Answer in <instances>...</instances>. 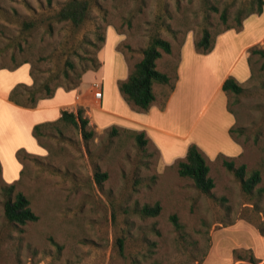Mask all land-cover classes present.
Listing matches in <instances>:
<instances>
[{
	"label": "rangeland",
	"instance_id": "rangeland-1",
	"mask_svg": "<svg viewBox=\"0 0 264 264\" xmlns=\"http://www.w3.org/2000/svg\"><path fill=\"white\" fill-rule=\"evenodd\" d=\"M65 1L0 0V67L13 65L17 42L22 51L16 52L15 60L28 61V67L11 71L9 78L0 74V96L16 79L26 84L30 69L37 83L50 78L53 86L64 82L70 62L81 66L97 58L99 68L87 71L80 81L93 91L94 83L103 84L112 107L121 113L120 104L129 105L114 98L117 81L126 77L127 69L141 58L140 50L157 33L172 45L171 54H163L157 68L169 75L171 84L179 82L163 127L184 139L152 133L158 148L145 134L149 142L141 148L128 133L133 130L117 127L118 133L109 135L106 118L114 117L93 107L89 111L95 126L84 110L95 132L92 140L86 144L79 130L62 125L61 135L52 130L54 138L43 140L49 151L36 156L30 151L41 146L27 130L26 118L22 135L0 140V264H234V253L247 250L256 260L264 257V235L258 231L264 229V89L249 83L250 48H245L264 35V8L260 15L247 17L240 30L218 35L213 49L201 54L194 41L202 28L224 27L219 12L210 8H227L232 14L246 0H89L88 19L79 31L52 18ZM23 21L36 25L20 35ZM101 34L104 42L97 50ZM256 47L264 50V42ZM225 75L246 88L244 95L235 97L219 88ZM154 86L160 108L171 91L169 86ZM3 109L0 104V139L19 121ZM228 127L242 131L230 137ZM190 144L206 156L214 183L208 195L177 174L176 164ZM20 150L34 156L21 162ZM222 156L232 158L236 167L244 164L247 175L259 172L252 195H245L223 167ZM17 165L23 171L14 181ZM96 169L107 175L101 185L94 180ZM2 178L11 179L6 184ZM14 182L15 191L29 199L37 221L14 225L4 218L6 187ZM156 203L160 212L155 217L137 212ZM118 238L123 240L121 253Z\"/></svg>",
	"mask_w": 264,
	"mask_h": 264
},
{
	"label": "trees",
	"instance_id": "trees-1",
	"mask_svg": "<svg viewBox=\"0 0 264 264\" xmlns=\"http://www.w3.org/2000/svg\"><path fill=\"white\" fill-rule=\"evenodd\" d=\"M264 0H246L244 4H241L232 14L227 8L219 10L218 7L212 6L210 9L214 12H219V23L224 27L214 30L209 28H202L200 36L194 41V48L196 52L206 54L210 52L214 47L215 38L221 33L230 30H240L243 25V21L251 15H260L263 10ZM89 0H67L52 16L54 22L65 23L70 26L74 31H79L88 19L90 12ZM231 17V19H230ZM229 19L232 23L229 22ZM36 23L34 21H23L21 23L19 33L25 35L30 32ZM99 41L101 42L97 50H100L103 42L104 35H99ZM11 45V44H9ZM16 51L11 53V60L13 65L11 67L1 66V69L15 70L24 64H28L26 59L17 61L15 60V54L17 51H22L19 42L15 43ZM172 45L169 40L161 37L159 34H153L147 44L140 50L141 58L135 62L130 68L127 77L124 80L118 81L117 88L124 99V101L136 112L146 113L150 107L156 102V95L154 93V85L169 86L170 91L174 89V84H171L169 75L166 72L160 71L157 68V61L163 54H171ZM249 55L247 57V63L249 67V83L261 86L264 89V50L256 46L249 49ZM88 64H82L77 66L73 62L68 64V69L64 70L63 77L64 82H56L53 86H50V78H47L40 84L33 77V72L30 69V76L32 78V84L26 85L18 83L12 87L8 94V101L11 103L24 107L34 108L37 102L41 99L51 98L57 88L61 87L66 91L75 90L79 84L80 79L87 71H96L100 63L97 58H90ZM74 74V77H70V73ZM226 94H232L235 97L244 95L246 88L242 87L233 77L226 78L220 88ZM165 103H163L160 109H163ZM231 112V109H228ZM89 120L84 116V109L77 107L75 111L67 112L62 111L61 117L56 122H47L36 124L32 128V135L46 151H49L48 146L43 140L54 138L52 130L55 135H61L62 125H71L79 130L81 139L87 144L88 141L95 137V132L89 129ZM116 126H111L109 129V135L114 136L118 133ZM129 130H126V132ZM242 128H229L228 133L230 137L236 132H241ZM139 147L147 145L149 140L145 138L143 131H130L128 132ZM23 150L17 152L18 158L28 157ZM223 167L232 173L235 179L238 180L240 188L245 195H252L254 188L260 182V174L257 170L246 174V166L244 164L235 166L232 158L222 156ZM177 174L181 178H186L192 181L193 186L201 193L208 195L211 189L214 187L212 178L209 176V166L206 162V156L195 145L190 144L187 147L186 154L183 159L179 160L176 164ZM23 169L20 172L22 174ZM106 173H101L98 169L94 172V180L96 184L101 185L102 181L106 178ZM0 177H1V165H0ZM18 182V181H16ZM16 182L7 185V197L3 203V215L4 218L14 225H26L29 222H35L38 220V216L33 212L30 207L29 199L20 191H15ZM260 193L261 191L258 190ZM137 212L143 217H155L160 212V206L158 203L153 206L144 205ZM171 221L175 225L176 229H180V225L177 222V217L172 216ZM258 231L261 235H264V229L258 227ZM118 251L121 253L123 250V240L118 238L116 240ZM236 262H245L247 264H258V261L254 258L251 251H244L243 254L234 253Z\"/></svg>",
	"mask_w": 264,
	"mask_h": 264
},
{
	"label": "crops",
	"instance_id": "crops-1",
	"mask_svg": "<svg viewBox=\"0 0 264 264\" xmlns=\"http://www.w3.org/2000/svg\"><path fill=\"white\" fill-rule=\"evenodd\" d=\"M262 42H264V35L262 36V38L259 39V41L257 43H254V45H248L245 48H251V47L256 46ZM247 53L248 52H246L245 55H247ZM248 55H249V53H248ZM248 55H247V57H248ZM205 57L210 58L211 56L207 55ZM24 66L28 67L27 64L22 65L23 68H24ZM176 66L179 68V65H176ZM22 67L20 66L19 68H22ZM177 67H176V69H177ZM19 68L12 70V71H16ZM26 69H30V67L26 68ZM9 71L10 70H7V69H1L0 74L2 72H5L4 77L6 76L5 78H9V76L13 75V74H11L12 72L11 71L9 72ZM128 72L129 71L127 69V75H128ZM127 75H126V77H127ZM226 78H228V75H225L224 77H222L221 81H219V83H218L219 88H221V85ZM124 79H119L118 81H121ZM25 80H26V82H24V81L23 82L29 86L33 82L31 77H26ZM16 81H18V79L10 82L9 87L4 90V94L2 96H0V99L2 101V102H0V104L2 105L3 108L6 109V110L5 109H3V110L6 111V113L9 117H12V118L14 117L15 119H19V121L15 122V127H13V129L10 130L8 136L6 138L0 139V140H7L14 133L22 135L21 131L23 129V126L21 125V123H25L26 118L28 120V123H30V127L27 129L30 132L34 125L41 124V123H47V122H56L61 117L62 111H67V112L75 111V109L77 107H82L84 110H86V112L88 113V116H89L91 122L94 124V126H95V123L91 119L92 113H91V111H89V108L96 107L101 113H103L105 115V117L112 116L116 120V121H114V119L106 118V120H107L106 124L108 125V128L111 126H116L119 128L129 129V130H133V131H137V132L143 131L146 134V136L149 139H151V141L158 148H160V145L152 138V136H151L152 133L153 134H161V136L172 138V139H179V140L184 139L183 137H181L177 134H174L173 132H171L168 129L163 127V118L170 112V108H171L172 103L176 97V90L179 87L178 80H176L174 82V89L168 95V97L165 101L164 109L163 110L160 109L158 106H156V103H154L146 113H138L134 109H132L130 106L126 107L125 105L123 106V104H120V106H122V108H123V112L120 113L119 111L116 110L115 107L114 108L112 107L111 100H109V99H111V96L108 97V92L106 91L103 84L102 85L100 84L101 85V91H102L101 98L99 100H97L94 98V92L95 91L91 90V87H90L91 85L89 84V86H88L87 84L83 83L82 80H81L79 86L75 90L66 91L63 88L59 87L55 90L54 95L51 98L39 100L34 108H24V107L14 105L13 103L7 101V99H6L7 93L11 90V88L15 84L18 83ZM153 89H154V93L156 95V100H157L158 93L155 90V86L153 87ZM80 91H82V92L80 93ZM114 98L118 99L119 101H122V96H120L117 89L115 90ZM103 104H104V106H103ZM175 108H176V105H175ZM106 128L107 127H104V128L96 127V129H98V130L99 129L104 130ZM229 128L230 127H228V129ZM1 144L2 143H0V149H1ZM35 147L37 150L34 151V150L30 149V150H32L30 152L36 153L37 154V155L35 154L36 156H44L47 153V151L43 147L39 148L38 145H35ZM183 150H184V155H185L186 150H187L186 146H184ZM30 152H28L27 154L31 155L32 153H30ZM238 154H240V153H235L236 156ZM175 157H177V155H174L172 158H175ZM0 158L2 159L1 154H0ZM19 169H20V171L22 170V165L21 166L17 165V170L15 171L14 175H12V177H11V178H13L14 181L20 177V174L18 175ZM1 174H2V170H1ZM5 179H3V181L6 184H8L7 182H10L9 181L10 179L9 180L6 179L7 181H5ZM257 261H258V264H264V257L257 259ZM236 263H244V262H242V261L236 262L235 261L234 264H236Z\"/></svg>",
	"mask_w": 264,
	"mask_h": 264
},
{
	"label": "built area",
	"instance_id": "built-area-1",
	"mask_svg": "<svg viewBox=\"0 0 264 264\" xmlns=\"http://www.w3.org/2000/svg\"><path fill=\"white\" fill-rule=\"evenodd\" d=\"M92 87L95 90V92H94V98L97 99V100H99L101 98V95H102L101 85L99 83H94L92 85Z\"/></svg>",
	"mask_w": 264,
	"mask_h": 264
},
{
	"label": "bare ground",
	"instance_id": "bare-ground-1",
	"mask_svg": "<svg viewBox=\"0 0 264 264\" xmlns=\"http://www.w3.org/2000/svg\"><path fill=\"white\" fill-rule=\"evenodd\" d=\"M7 162V161H6ZM3 163H5L4 161H3ZM8 164V163H7ZM7 167V166H6Z\"/></svg>",
	"mask_w": 264,
	"mask_h": 264
}]
</instances>
